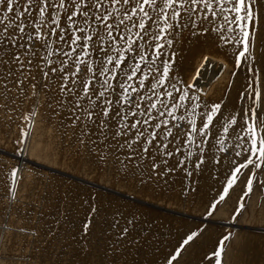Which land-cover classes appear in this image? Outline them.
<instances>
[{"label":"rangeland","instance_id":"374dc122","mask_svg":"<svg viewBox=\"0 0 264 264\" xmlns=\"http://www.w3.org/2000/svg\"><path fill=\"white\" fill-rule=\"evenodd\" d=\"M178 31L161 59L171 61L177 88L209 107L221 105L212 133L222 134L227 118L240 121L244 109L255 107L251 87L264 94V5L239 66L243 45L199 27L195 34ZM18 79L15 64L0 65V264H216L217 252L221 264H264V168L255 170L251 191L250 165L224 193L231 173L246 162V155H235L242 151L233 147L235 137L224 134L220 151L210 134L199 169L182 148L153 170L147 154L141 159L118 146L125 137L113 139L115 127L107 138L100 135L69 103L73 97L61 91L57 74L47 78L50 86L35 66L22 84ZM260 107L264 115V95Z\"/></svg>","mask_w":264,"mask_h":264},{"label":"snow or ice","instance_id":"6c2138e0","mask_svg":"<svg viewBox=\"0 0 264 264\" xmlns=\"http://www.w3.org/2000/svg\"><path fill=\"white\" fill-rule=\"evenodd\" d=\"M262 5L264 0H0V65L15 64L23 79L38 67L45 86H50V74H57L61 91L73 97L69 103L86 114L99 134L107 138L115 127L112 138L125 137L118 146L140 153L141 159L147 154L153 170L167 165V158L182 148L188 149L185 159L196 156L199 169L205 163L202 146L209 143L210 134L220 151L225 150L224 134L235 137L233 147L242 149L235 155H246V162L231 173L224 193L250 165L251 191L255 170L264 168V115H258L264 94L250 85L249 99L255 107L244 109L240 121L227 118L220 124L222 134L212 133L220 123L214 120L221 105L209 107L177 88L170 76L171 61L161 57L168 55L178 30L191 28L195 34L199 27L216 32L225 42L243 45L239 66L241 58L248 59ZM12 73L9 67V76ZM176 92L181 94L177 97ZM215 255L216 264H221L220 253Z\"/></svg>","mask_w":264,"mask_h":264},{"label":"water","instance_id":"95a60500","mask_svg":"<svg viewBox=\"0 0 264 264\" xmlns=\"http://www.w3.org/2000/svg\"><path fill=\"white\" fill-rule=\"evenodd\" d=\"M52 170H54V171H56V172H59V173H61V174H64V175H68V176L74 177L75 179H78V180H80V181H83V182H86V183H89V184H92V185H96L97 187H100V188H103V189H106V190H109V191H114V190H112V189H109L108 187H105V186H102V185H100V184H97V183H94V182H91V181H88V180L82 179V178L77 177V176H75V175H73V174H69V173H66V172H64V171H60V170H57V169H54V168H52ZM114 192H117V191H114ZM121 194L124 195V196L131 197V196L126 195V194H123V193H121ZM131 198H133V197H131ZM140 201H141V202H145V201H142V200H140ZM147 204H149V203L147 202Z\"/></svg>","mask_w":264,"mask_h":264}]
</instances>
